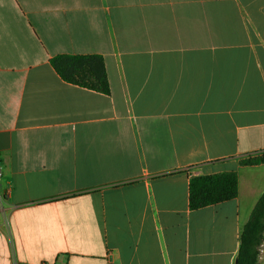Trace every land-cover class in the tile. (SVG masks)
Segmentation results:
<instances>
[{
  "label": "crops",
  "instance_id": "crops-1",
  "mask_svg": "<svg viewBox=\"0 0 264 264\" xmlns=\"http://www.w3.org/2000/svg\"><path fill=\"white\" fill-rule=\"evenodd\" d=\"M263 151L264 0H0V264H237ZM224 172L238 196L192 211Z\"/></svg>",
  "mask_w": 264,
  "mask_h": 264
},
{
  "label": "trees",
  "instance_id": "trees-1",
  "mask_svg": "<svg viewBox=\"0 0 264 264\" xmlns=\"http://www.w3.org/2000/svg\"><path fill=\"white\" fill-rule=\"evenodd\" d=\"M52 67L64 81L105 95L110 85L104 59L101 55H56ZM264 163V151L241 160L244 166ZM239 194L236 172L192 176L189 182V208L197 211L208 206L235 199ZM264 241V192L256 203L240 237L237 264H257L260 246Z\"/></svg>",
  "mask_w": 264,
  "mask_h": 264
},
{
  "label": "rangeland",
  "instance_id": "rangeland-1",
  "mask_svg": "<svg viewBox=\"0 0 264 264\" xmlns=\"http://www.w3.org/2000/svg\"><path fill=\"white\" fill-rule=\"evenodd\" d=\"M260 255H262V259L260 260V262H257V264H264V241H263L262 245L260 246L259 256Z\"/></svg>",
  "mask_w": 264,
  "mask_h": 264
},
{
  "label": "built area",
  "instance_id": "built-area-1",
  "mask_svg": "<svg viewBox=\"0 0 264 264\" xmlns=\"http://www.w3.org/2000/svg\"><path fill=\"white\" fill-rule=\"evenodd\" d=\"M1 180H2V166H1V162H0V183H1Z\"/></svg>",
  "mask_w": 264,
  "mask_h": 264
}]
</instances>
